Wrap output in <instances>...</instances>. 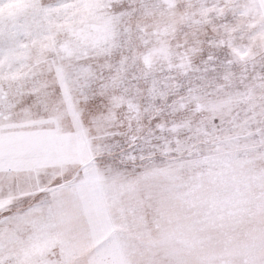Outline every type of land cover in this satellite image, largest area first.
<instances>
[{
    "label": "snow or ice",
    "instance_id": "obj_1",
    "mask_svg": "<svg viewBox=\"0 0 264 264\" xmlns=\"http://www.w3.org/2000/svg\"><path fill=\"white\" fill-rule=\"evenodd\" d=\"M0 264H264V0H0Z\"/></svg>",
    "mask_w": 264,
    "mask_h": 264
}]
</instances>
